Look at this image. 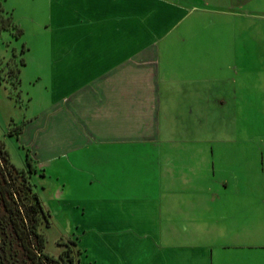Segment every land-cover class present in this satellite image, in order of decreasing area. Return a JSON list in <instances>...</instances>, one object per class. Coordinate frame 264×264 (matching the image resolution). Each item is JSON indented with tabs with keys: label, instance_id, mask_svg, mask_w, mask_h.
<instances>
[{
	"label": "crops",
	"instance_id": "1",
	"mask_svg": "<svg viewBox=\"0 0 264 264\" xmlns=\"http://www.w3.org/2000/svg\"><path fill=\"white\" fill-rule=\"evenodd\" d=\"M254 1L56 0L43 58L49 103L27 120L35 137L26 152L37 162L52 149L82 160L105 190L150 189L145 200L157 222L193 225L153 250L151 264H264V210L260 228L238 226L250 218L244 212L223 220L224 207L245 208L249 200L238 205L235 185L215 182L214 170L175 162L208 158L198 144L209 104L222 109L233 100L225 96L240 93L241 43L249 46L233 29L239 28L235 16L260 11L248 5ZM177 129L181 137L172 135ZM177 142H193L196 151L176 152ZM255 173L248 168V180ZM258 188L264 191V184ZM106 200L143 204L139 196Z\"/></svg>",
	"mask_w": 264,
	"mask_h": 264
},
{
	"label": "rangeland",
	"instance_id": "2",
	"mask_svg": "<svg viewBox=\"0 0 264 264\" xmlns=\"http://www.w3.org/2000/svg\"><path fill=\"white\" fill-rule=\"evenodd\" d=\"M248 5H256L260 11L235 16L239 28L233 29L234 37L249 46L246 49L241 43V61L237 64L240 93L225 96L233 100L222 109L209 104L207 127L201 132L205 138L198 144L208 158L202 163L196 158L175 159L179 167L201 165L208 172L214 170L215 182L235 185L236 189L230 188L233 192L229 189L238 194L233 198H239L238 205L249 200V206L224 207L223 220L251 214L245 223L238 224L247 230L255 223L257 228L262 227L258 218L262 215L259 211L264 210V191L258 188L264 184V0ZM56 12V0H0V140L9 160L23 169L29 167L25 153L35 137L26 126L27 120L49 103L50 70L43 58L48 56L45 44L51 38ZM228 17L233 19L230 15L222 18ZM16 27L21 30L17 35ZM172 135L181 137L183 133L177 129ZM196 147L193 142H177L174 151L190 153ZM45 155L41 160L38 157V162L35 157L29 159L32 170L28 169V178L48 212V222L42 221L39 227L47 253L57 256L69 246L77 264H151L153 250L169 244L174 234L182 236L186 230L193 231L192 224L171 225L163 220L165 217L157 222L151 201L145 200L153 194L150 189L105 190L103 184L93 181L94 176L82 160L71 155L60 157L54 149ZM248 168L256 172L253 181L246 175ZM260 170L263 173L259 174ZM251 185L257 189L250 191ZM111 195L139 196L143 204L120 205L119 201L106 200ZM251 218L255 221L251 222Z\"/></svg>",
	"mask_w": 264,
	"mask_h": 264
},
{
	"label": "trees",
	"instance_id": "3",
	"mask_svg": "<svg viewBox=\"0 0 264 264\" xmlns=\"http://www.w3.org/2000/svg\"><path fill=\"white\" fill-rule=\"evenodd\" d=\"M20 32L16 27L15 35ZM25 158L27 169L14 166L0 140V264H77L69 246L57 256L44 250L39 227L48 212L31 188L27 152Z\"/></svg>",
	"mask_w": 264,
	"mask_h": 264
}]
</instances>
